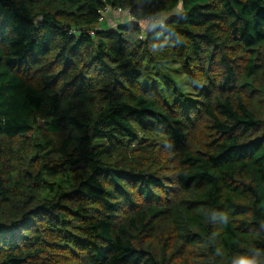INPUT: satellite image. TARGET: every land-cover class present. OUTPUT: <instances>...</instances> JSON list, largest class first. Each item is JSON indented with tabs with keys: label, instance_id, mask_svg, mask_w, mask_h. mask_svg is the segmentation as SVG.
I'll list each match as a JSON object with an SVG mask.
<instances>
[{
	"label": "trees",
	"instance_id": "obj_1",
	"mask_svg": "<svg viewBox=\"0 0 264 264\" xmlns=\"http://www.w3.org/2000/svg\"><path fill=\"white\" fill-rule=\"evenodd\" d=\"M249 261L264 0H0V264Z\"/></svg>",
	"mask_w": 264,
	"mask_h": 264
},
{
	"label": "rangeland",
	"instance_id": "obj_2",
	"mask_svg": "<svg viewBox=\"0 0 264 264\" xmlns=\"http://www.w3.org/2000/svg\"><path fill=\"white\" fill-rule=\"evenodd\" d=\"M114 12H112V14H113ZM111 14V15H112ZM108 16V15H107ZM109 16H110V14H109ZM146 27V26H145ZM36 136H37V138H39L40 137V135L36 132ZM75 136H76V133H73V134H71V135H68L67 133H65V134H62V135H60V139L61 140H64V139H67L68 141H67V143H70V146L68 147V150L70 151L73 147H74V145H75V143H76V138H75ZM57 153L55 152V151H53L52 152V156H54L55 158L58 156V154L56 155ZM46 177L48 178V179H50V180H58V179H60V176H58V175H46Z\"/></svg>",
	"mask_w": 264,
	"mask_h": 264
},
{
	"label": "crops",
	"instance_id": "obj_3",
	"mask_svg": "<svg viewBox=\"0 0 264 264\" xmlns=\"http://www.w3.org/2000/svg\"><path fill=\"white\" fill-rule=\"evenodd\" d=\"M124 19H127V17H125V15L113 13L112 15H110L108 17L106 26L108 28L115 27L119 22H122Z\"/></svg>",
	"mask_w": 264,
	"mask_h": 264
},
{
	"label": "built area",
	"instance_id": "obj_4",
	"mask_svg": "<svg viewBox=\"0 0 264 264\" xmlns=\"http://www.w3.org/2000/svg\"><path fill=\"white\" fill-rule=\"evenodd\" d=\"M113 12H121L120 9H117L116 11ZM141 25H154V26H163V21L158 19V18H152V19H147V20H142ZM142 37V36H141Z\"/></svg>",
	"mask_w": 264,
	"mask_h": 264
},
{
	"label": "clouds",
	"instance_id": "obj_5",
	"mask_svg": "<svg viewBox=\"0 0 264 264\" xmlns=\"http://www.w3.org/2000/svg\"><path fill=\"white\" fill-rule=\"evenodd\" d=\"M246 264H252V262L249 261V262H246Z\"/></svg>",
	"mask_w": 264,
	"mask_h": 264
}]
</instances>
